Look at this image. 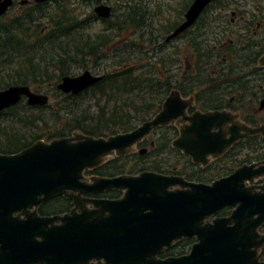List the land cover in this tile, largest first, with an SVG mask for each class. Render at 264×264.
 Wrapping results in <instances>:
<instances>
[{"label":"water","instance_id":"1","mask_svg":"<svg viewBox=\"0 0 264 264\" xmlns=\"http://www.w3.org/2000/svg\"><path fill=\"white\" fill-rule=\"evenodd\" d=\"M49 2L52 0H36ZM212 0H194L184 22L165 39L177 37ZM12 0H0V17ZM108 19L112 8L96 5ZM264 67V54L257 61ZM101 79L90 71L65 76L56 85L77 95ZM25 101L43 107L50 97L27 85L0 90V112ZM194 98L172 90L151 119L134 130L108 137L75 132L49 142L38 140L14 154H0V264H264V160L243 164L211 183L143 171L115 177L84 176L109 157H123L159 129L175 121L171 146L206 167L246 138H264V123L252 127L230 111H194ZM264 110V99L260 102ZM140 150V154L145 153ZM123 191L119 199L87 194ZM63 197L72 208L40 216L38 207ZM230 208L228 216H217ZM194 238L189 253L160 258L173 243Z\"/></svg>","mask_w":264,"mask_h":264},{"label":"trees","instance_id":"2","mask_svg":"<svg viewBox=\"0 0 264 264\" xmlns=\"http://www.w3.org/2000/svg\"><path fill=\"white\" fill-rule=\"evenodd\" d=\"M85 1L95 4L102 0L81 2ZM148 16L140 5L130 4L119 16L113 12L111 19L103 20L100 32L89 35L86 30L92 20L75 18L67 5L55 1L0 21V79L8 80L0 82V90L43 82L53 84L55 93L54 104L31 107L22 101L0 112V154H14L38 140L49 142L75 132L96 138L130 132L159 112L171 90H178L183 97L193 95L202 111L229 109L251 126L264 123V112L256 107L257 100L264 97V68L257 67L264 46L219 48L191 38L189 61L183 58L182 62L177 55L171 58L164 43L163 36L170 28H164L165 35L155 33ZM110 57L115 60L105 66ZM73 69L95 71L102 78L77 95L63 94L56 85L61 78L74 76ZM253 91L257 94L254 104H250ZM155 134L159 137L146 155L114 158L96 172L116 176L151 171L211 183L243 163L264 158V138L255 136L236 143L223 156L200 168L172 148L177 134L174 126ZM132 159L138 161L132 163ZM119 196L120 192L107 194L111 199ZM70 207L68 200L57 197L39 213L62 214ZM229 212L230 208H225L219 215ZM193 242H177L161 257L184 255Z\"/></svg>","mask_w":264,"mask_h":264},{"label":"flooded vegetation","instance_id":"3","mask_svg":"<svg viewBox=\"0 0 264 264\" xmlns=\"http://www.w3.org/2000/svg\"><path fill=\"white\" fill-rule=\"evenodd\" d=\"M55 1L60 2V1H63V0H52V1H49V2H37L36 0H20L18 2V0H12V5L0 17V21L3 20V19H5L7 17V14L16 5L18 6V10H19V12L17 14H19L18 16H21L23 14V12L27 11V7H29V9H31L34 6L39 5V4L51 5ZM81 1H83V0H81ZM193 2H194V0H184L182 6L180 8V10L179 11L177 10V12H176L177 13V17L170 18V20H168L169 21V24H166L168 26V28H170V31L165 36H163V37H164V43L167 44V46H168L167 47V51L171 54L170 55L171 58H173L174 55H177V57H179L182 62H183V58H184V61L185 62H188L189 61V57L191 55V51L189 49V44H190V39L191 38L196 39V41L200 42L202 45H204L206 42H208L209 45L215 44L219 48H224V47L232 46L235 49V48H251L253 46H264V20H262V22L256 21L258 16H262L264 18V8H261V6H263L262 2H264V0H259V3L260 4L256 3L253 7H249L248 9L245 8V6L249 2H252L251 0H212L205 7V9L202 11V13L200 14V16L195 20V22L189 28H187L185 31H183L181 34H179L177 37L171 39L169 42H166L165 41L166 37L168 35H170L176 28H178L184 22V20H185V17L184 16H185L186 12L188 11V9L191 7V5H192ZM135 3H137V2H135ZM100 4H105V3L104 2L102 3L101 1L100 2H97L95 4L92 3V5H95V6L96 5H100ZM137 4H139V3H137ZM105 5H107V4H105ZM112 14H113V11H112ZM112 14H111V16H112ZM111 16L108 19H106V20L111 19ZM147 16H148V14H147ZM148 17L150 18V22H151V20H152L151 17L152 16H151L150 13H149V16ZM86 19H87L88 22L90 20H92V22L98 21L99 24H101L102 27L104 26V21H103L104 19H101V18L97 17L94 14L93 10L86 17ZM148 21H149V19H147L145 22H148ZM159 38H161V35L159 36ZM181 40L183 41V46L186 49V53L184 54V57H181V55L179 54L181 52V46L178 47V46H175L174 45L175 42H179ZM174 46H175V49L173 48ZM171 48H172V51H174V52L171 51ZM176 48H179V49L176 50ZM175 52H176V54H175ZM257 67H258V65H257ZM260 68H262V67H260ZM94 73H95L94 75H98V76H100L102 78V76L100 74H98L96 72H94ZM252 94L253 95L250 96V98H249L250 104H254V102H253L254 96L257 93L255 91H253ZM226 96H228V95L226 94ZM188 97H193L194 98V106L192 108H189L187 110L188 111V115H190L194 111L207 112V111H202V110L199 109V107L197 105V102H196V99H195V97L193 95H190ZM188 97H183V98H188ZM224 98H228L231 102L234 100V97L233 98L224 97ZM263 99H264V97L261 98V99H259V100H257V104H256V107H258V110L261 111V112H264V110H260L259 109L260 102ZM221 110H226V111L232 112L229 109L208 110V111H221ZM232 113H234V112H232ZM234 114H237V113H234ZM247 125H249V124H247ZM258 125H260V124H258ZM169 126H174L176 128V130H177V134L173 137V140H174L178 136V133H179L178 126L176 125L175 121H173L172 123H170ZM169 126H167V127H169ZM249 126H251V125H249ZM167 127L159 128V129H157L155 131L158 132V130L165 129ZM252 127H255V126H252ZM170 132H172V131L170 130ZM150 137L151 136H149L148 138H146L142 143L138 144L136 146V148H135L136 151L134 150L132 153H130L127 156H130L131 155L130 158H133L135 156H139V157L141 156L142 157V156L146 155L148 153L149 149L154 146V140L155 139L150 140L149 139ZM155 137L158 138L159 136H156V134H155ZM142 149H145L146 151H145V153L140 154L139 152ZM242 153L243 152H241L240 154H242ZM127 156H123V157H113L112 159L106 160L105 162L112 161L114 158H124V157H127ZM185 157H187V156H185ZM136 159H132L131 160L132 163L134 161H138ZM263 160H264V158L261 159V160H258V161H253L252 163H258V162H261ZM252 163H250V164H252ZM180 164H181V162H180ZM243 164H248V163H243ZM195 165H198V164H195ZM198 166H200V168H205V167H202L201 165H198ZM98 169H99V167L96 168V169H93L91 171H85L84 172V176L86 177V181L89 182V179L87 178V176H89V178L92 177V176L115 177V176H103V175H100L99 173L96 172V170H98ZM141 172H143V171H140V172L135 173V174H128V173H125V174L126 175H138ZM120 175H124V174H120ZM173 175H176V174H173ZM116 176H119V175H116ZM177 176H181V175H177ZM182 177L185 180H187L184 176H182ZM187 181H189V180H187ZM190 182H193V181H190ZM263 182H264V179L261 180V181H259L258 183L261 184ZM113 192H120V196L118 198H113V199H119L123 195V191L114 190V191L105 192V193H102V194H87V195H84V197H86V198H104V199H111V198L107 197V194L113 193ZM53 200H55V198L52 199V200H50V201H47V202L41 204L38 207L37 212H38V214L40 216L63 215L65 213H68L71 210V208H72L71 202L68 200L70 202V205H71V207L69 208L68 211H66V212H64L62 214L41 215L39 213V209L41 207H43V206L45 207L46 205H49ZM230 211H231V209H230ZM229 213L227 215H224V216H228ZM219 214H217V216L223 217V216H221ZM259 231H260V233H264L263 226L259 229ZM184 239H194V238H184ZM184 239H181V240H179L177 242H180V241H182ZM177 242L173 243V245L170 248L166 249V250H171ZM195 242H196V240L194 239V242L192 243V245ZM191 246H190V248H189V250H188L187 253H189V251L191 249ZM165 251H163V252H165ZM161 254L159 255L160 258L174 257V256L161 257ZM91 264H95V263H91Z\"/></svg>","mask_w":264,"mask_h":264},{"label":"rangeland","instance_id":"4","mask_svg":"<svg viewBox=\"0 0 264 264\" xmlns=\"http://www.w3.org/2000/svg\"><path fill=\"white\" fill-rule=\"evenodd\" d=\"M19 1L20 0H18V2ZM251 1L252 2H249L245 6V8L248 9L249 7H253L256 3L260 4L259 0H251ZM101 2L102 3L104 2L105 4L110 6L112 8V11L115 13L116 16H119L122 12H124V9L126 8V6H128L130 4H134L135 2L139 3L141 11H146V14H148V15H149V13L151 14V16H152L151 22L153 24L154 32L164 34L165 33L164 28L165 27L168 28V26L166 25V24H169L168 20H170V18L177 17L176 12H177V10L178 11L180 10L184 0H103ZM60 3H62V5L63 4L67 5L68 9L72 13V15L75 18L80 19V20L85 19L90 14V12H92L93 7L95 6V5L86 3V2H81V0H63V1H60ZM139 4H137V5H139ZM262 4H263V6H261V8H264V2H262ZM28 9H29V7H27V10ZM53 10H54V7L50 11H53ZM18 12H19L18 6L16 5L7 14V17L5 19L1 20V22H4V21L10 19L12 16H13L12 18L18 16L19 15V14H17ZM262 20H264V18L262 16H258L256 21L262 22ZM44 28L45 27H42V30H44ZM101 28H102L101 24H99L98 21H95V22H92L90 24V26L86 30V32L89 35H93V34L100 32ZM174 45L178 46V47L181 46V52L179 54L181 55V57H184V54L186 53V49L183 46V41L181 40L179 42H175ZM175 46L173 47L174 49H175ZM171 51H172V48H171ZM104 52L107 53V51H105V50H104ZM172 52H174V51H172ZM123 55H124V53H122V56ZM115 57H119V56H115ZM113 60H115V59L110 57L109 59H106L105 63H103V64H105V66H111ZM100 69L102 70L103 68H100ZM86 71H90L91 73H93V75L95 74L94 73L95 71H91V70H86ZM82 72H83V70L73 69L72 75L76 76ZM5 73L6 72H2V74H5ZM2 81H8V80L0 79V82H2ZM52 86H53V84L47 85L46 83L41 82V83L34 84L31 87H33L32 89L38 91V93H44V94L48 95L50 97V104H54L53 96L55 95V93L53 91L54 89ZM149 139L153 140V139H156V137H155V135H151V137ZM113 157L114 156L109 157L107 160H110ZM179 166H181V164H179ZM87 178L89 179V176H87Z\"/></svg>","mask_w":264,"mask_h":264}]
</instances>
